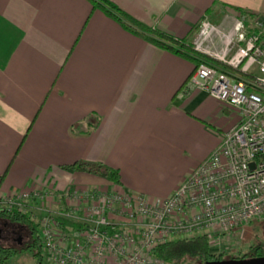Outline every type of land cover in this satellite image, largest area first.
Masks as SVG:
<instances>
[{
    "label": "crops",
    "instance_id": "1",
    "mask_svg": "<svg viewBox=\"0 0 264 264\" xmlns=\"http://www.w3.org/2000/svg\"><path fill=\"white\" fill-rule=\"evenodd\" d=\"M109 1L188 43L203 16L227 28L239 12L264 13V0ZM192 69L88 0H0V194L74 185L168 196L237 119L187 84ZM90 114L97 128L70 136ZM75 160L116 169L119 183L58 167Z\"/></svg>",
    "mask_w": 264,
    "mask_h": 264
},
{
    "label": "built area",
    "instance_id": "2",
    "mask_svg": "<svg viewBox=\"0 0 264 264\" xmlns=\"http://www.w3.org/2000/svg\"><path fill=\"white\" fill-rule=\"evenodd\" d=\"M189 44L201 61L187 84L236 121L166 197L74 185L0 194L1 207L40 211L43 264H169L153 254L160 244L205 236L214 246L264 218V13L239 12L227 28L203 16Z\"/></svg>",
    "mask_w": 264,
    "mask_h": 264
},
{
    "label": "trees",
    "instance_id": "3",
    "mask_svg": "<svg viewBox=\"0 0 264 264\" xmlns=\"http://www.w3.org/2000/svg\"><path fill=\"white\" fill-rule=\"evenodd\" d=\"M88 1L91 3L93 9H99L102 13L118 22L125 30L141 37L143 40L150 42L155 46L187 59L190 63H192L193 67L197 66V64L201 61L199 56L192 51L188 42H184L182 39L174 38L164 31L152 29L138 23L126 13L121 11L111 1ZM98 122L99 117L95 114H90L74 124H71L68 127V134L73 137L87 136L91 131L97 128ZM32 123L33 120L30 122L25 133H27L30 129ZM24 137L25 135L21 138L20 143L23 141ZM14 156L15 153L12 158ZM58 167L67 171H82L97 175L106 181L111 182L113 185H117L119 183L118 171L101 162L75 160L69 164H61ZM5 171L0 176V180L5 174ZM39 216V213L35 214L33 211H26L23 213L15 206L10 208L0 206V217H4L10 222H16L24 225L30 235L28 246H25L24 248H18L15 246L12 248L0 247V264H6L10 259L20 255L21 253H27L35 261V264H43L40 237L37 229V222L35 220V218L37 219ZM59 220L65 224L72 225V222L70 221L62 220L61 218H59ZM261 222L262 221H260V223ZM249 246L250 247H247L245 252H241L240 250L238 255L245 256L248 253L254 252H258L260 255L264 254V250L259 249L258 245ZM153 254L157 258L162 259L169 264H183L187 260H196L203 263L206 260L216 257V255L210 251L207 238L205 236L174 239L169 242H165L157 246L153 251Z\"/></svg>",
    "mask_w": 264,
    "mask_h": 264
},
{
    "label": "rangeland",
    "instance_id": "4",
    "mask_svg": "<svg viewBox=\"0 0 264 264\" xmlns=\"http://www.w3.org/2000/svg\"><path fill=\"white\" fill-rule=\"evenodd\" d=\"M209 19V18H208ZM211 21V20H210ZM213 22V21H212ZM214 23V22H213ZM216 25V23H214ZM19 190V189H17ZM35 214L40 213L39 210H32ZM254 219L250 223L242 224L232 231V234L226 235V237H220L217 239L214 246L210 245L207 238V243L210 251L216 256H229L233 254H239L238 252H245L249 245H259L264 242V218ZM36 221L38 219L35 218ZM260 221H262L260 223ZM14 237L20 236L23 239L26 236V231L23 228L14 229ZM211 246V247H210ZM229 247V249H227ZM233 251L230 253V251ZM6 264H34L33 259L27 253H21L20 255L10 259ZM183 264H200L196 260H187Z\"/></svg>",
    "mask_w": 264,
    "mask_h": 264
},
{
    "label": "flooded vegetation",
    "instance_id": "5",
    "mask_svg": "<svg viewBox=\"0 0 264 264\" xmlns=\"http://www.w3.org/2000/svg\"><path fill=\"white\" fill-rule=\"evenodd\" d=\"M15 228H23L26 231V236L24 239L20 236H16V237L13 236ZM29 239H30V235L28 233L27 228L24 225L16 222H10L4 217H0V247L12 248L15 246L18 248H24L25 246H28ZM258 246L259 249L264 250V242L259 244ZM257 259H264V254L260 255L258 254V252H254V253H248L245 256H241L238 254H233L229 256H220V257L216 256L215 258L206 260L204 262L209 261V262H214L216 264H235V263L248 264L251 261Z\"/></svg>",
    "mask_w": 264,
    "mask_h": 264
},
{
    "label": "water",
    "instance_id": "6",
    "mask_svg": "<svg viewBox=\"0 0 264 264\" xmlns=\"http://www.w3.org/2000/svg\"><path fill=\"white\" fill-rule=\"evenodd\" d=\"M203 264H216V263L207 261V262H204ZM235 264H239V263H235ZM248 264H264V259L253 260Z\"/></svg>",
    "mask_w": 264,
    "mask_h": 264
}]
</instances>
